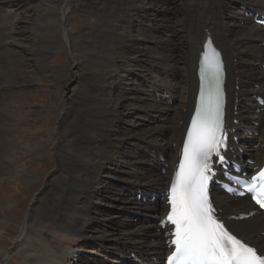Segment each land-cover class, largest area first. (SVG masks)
I'll list each match as a JSON object with an SVG mask.
<instances>
[{
    "label": "bare ground",
    "instance_id": "bare-ground-1",
    "mask_svg": "<svg viewBox=\"0 0 264 264\" xmlns=\"http://www.w3.org/2000/svg\"><path fill=\"white\" fill-rule=\"evenodd\" d=\"M153 1L0 0V92L14 82L27 86L33 81L36 75L27 69L35 60L34 51L46 52L38 63L44 66L47 58L67 46L75 72L66 83L75 78L80 85L78 109L74 110L70 96L59 127L64 149L56 153L58 178L63 179L53 178L57 187L49 193L53 205L39 218L29 219L17 240L22 238L18 247L28 249L16 252L25 264H76L61 249H72L79 241L107 250L112 247L128 264L133 262V254L148 262L150 257L165 253L162 234L156 229L157 213L164 205L154 204L152 194L160 193L170 181L194 109L197 58L209 34L223 49L228 64L230 126L240 138L238 145H233L255 159L264 158V112H256L259 106L254 101L256 95L264 96V71L260 68L264 63V28L245 14L251 8L264 13V0H159V12L147 6ZM71 10L98 23L72 35L67 28ZM90 38L110 41L100 55L87 54L85 45L93 43ZM38 44L41 47L37 48ZM18 64L27 66L23 73L17 72L21 70ZM139 84L149 87L150 93L143 95ZM171 110L174 116L170 118ZM3 111L0 153L7 157L4 166L10 169L9 175L25 177L10 163L13 145L4 138L15 129L10 124L15 118L12 113L6 119ZM73 125L78 126L77 132L65 131ZM242 128L259 135H244ZM248 138L259 147L243 144ZM73 181L80 185L71 186ZM136 190L144 195L151 192L149 203L134 199ZM216 201L225 218L254 209L248 199L234 200L221 193ZM139 216L148 221L139 225L131 221ZM229 223L235 233L264 250L263 214ZM41 228L51 237H45ZM109 228L118 229L119 236H113ZM39 230L42 235L34 234ZM114 241L123 246L117 248Z\"/></svg>",
    "mask_w": 264,
    "mask_h": 264
},
{
    "label": "rangeland",
    "instance_id": "rangeland-1",
    "mask_svg": "<svg viewBox=\"0 0 264 264\" xmlns=\"http://www.w3.org/2000/svg\"><path fill=\"white\" fill-rule=\"evenodd\" d=\"M158 1L154 0L147 4V6L153 8L152 12H159L157 9ZM59 17L61 18V16ZM68 17L67 28L72 35H78L84 27L91 29L98 23L93 17L77 12L76 10H71ZM60 35H62V30L61 34L57 37L60 38ZM105 37L109 38V36ZM89 40H92L93 43L85 45V52L87 54L92 53L97 55H100V52L106 49L108 46L107 43L110 41L104 39L96 40L94 38H90ZM39 47L41 46L38 44L37 48ZM45 53L42 52L41 55V53L33 52L35 60L27 71L32 76L36 75V77H33V81L31 80L32 82L29 85L22 86L14 82L5 91L0 92V110H4L3 115L6 119L12 113L14 115L13 118H15L11 119L12 121L10 122L11 125L15 126V129L10 132V135L4 138L6 143L10 142L13 145L12 152L14 154L11 152L9 155L11 158L10 163L16 165L22 174H25V177L14 176V174L9 175L10 169L6 170L8 167L4 166V161L5 159L7 160V157L5 158V155L0 153V158L2 159V163L0 164V264H25L16 256V252L28 251V249L24 246L18 247L22 238L20 241L17 240L21 236L25 223L29 219L39 218L40 215L48 212L49 206L53 205V202H50L52 198L49 196L50 192H55L52 189L57 188L53 178L57 177L56 179L58 181L63 179L58 178L60 175L58 167L59 161L56 153V150L60 152V150L63 151L64 149V145L59 142V127L67 108V99L70 96L73 95L74 110L78 109L76 101L79 97L78 90L80 85L74 81L75 78L69 84L66 83V78L71 75L74 76L73 73L75 72L73 70L74 63L70 54V48L67 46L63 50L56 51L52 54L51 58L46 59L45 65L41 66L42 64L38 63L41 60L43 61ZM73 56L76 58V53ZM88 61L86 62V67L89 65ZM18 65L20 66V64ZM24 66L25 68H23V65L20 66L19 69L21 70L17 71L19 74L22 70L26 69L27 66ZM39 74L41 75L39 76ZM20 80L22 78L16 82ZM139 85H141L143 95L150 93L151 90L149 87L142 84ZM90 87H93V85ZM236 91H239V87ZM149 103L152 105V98H150ZM169 113L170 118L174 116L173 110ZM86 126L90 127L89 124L85 123ZM65 131L77 132L78 126H68L65 128ZM48 136H51V141H48ZM19 137L21 138L20 140H18ZM14 146L17 147L15 148ZM78 185L80 183L76 181L71 183L73 187ZM137 218H133L131 221L139 225L142 221H137ZM110 228L109 230L113 236L118 237L120 231ZM36 229L35 227L34 230ZM42 231L44 232L43 229ZM35 232L41 234L40 230L34 231V234ZM45 234L46 232H44ZM45 237L50 238L51 235L49 234L48 236L47 233ZM28 238L30 237L28 236ZM74 239H77V237L75 236ZM112 244H116L117 248L123 246L117 243V241H114ZM111 249L112 247L106 250L98 245L91 243L85 244L79 241L74 248L68 249L65 247L61 250L64 252H62L64 255L67 253L71 255L73 257L72 262H76V264H84L85 262L92 261H98L100 264H111V262L121 264V259H119L120 254ZM113 258L115 259L113 260Z\"/></svg>",
    "mask_w": 264,
    "mask_h": 264
},
{
    "label": "snow or ice",
    "instance_id": "snow-or-ice-1",
    "mask_svg": "<svg viewBox=\"0 0 264 264\" xmlns=\"http://www.w3.org/2000/svg\"><path fill=\"white\" fill-rule=\"evenodd\" d=\"M259 22L264 24V20ZM198 59L200 96L167 197L165 226H172L167 264H264V250L249 246L227 229L210 197L209 182L216 165L228 163L224 154V70L210 39ZM231 182L241 183L238 178ZM244 183L249 184L251 198L264 209V170Z\"/></svg>",
    "mask_w": 264,
    "mask_h": 264
}]
</instances>
